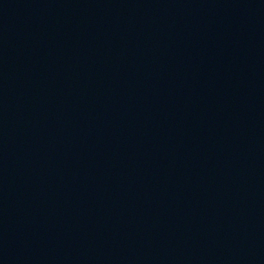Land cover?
Segmentation results:
<instances>
[{
	"label": "water",
	"instance_id": "water-1",
	"mask_svg": "<svg viewBox=\"0 0 264 264\" xmlns=\"http://www.w3.org/2000/svg\"><path fill=\"white\" fill-rule=\"evenodd\" d=\"M264 0H0V264H238Z\"/></svg>",
	"mask_w": 264,
	"mask_h": 264
}]
</instances>
